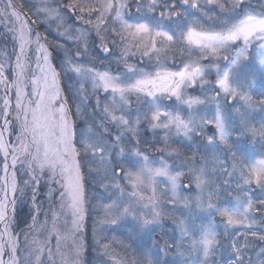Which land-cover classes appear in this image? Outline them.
Masks as SVG:
<instances>
[{
  "label": "snow or ice",
  "instance_id": "obj_1",
  "mask_svg": "<svg viewBox=\"0 0 264 264\" xmlns=\"http://www.w3.org/2000/svg\"><path fill=\"white\" fill-rule=\"evenodd\" d=\"M34 7V12L22 14L13 0H7L5 9H0V16L14 19L12 31L18 44L11 83L0 64V84L6 91L15 90L16 122L14 127L7 119L12 114L11 100L5 95L4 123L0 126V264H44L45 251L52 264L55 255L60 256V264H78L71 259V251L61 252V244L71 239L79 256L80 245L76 241L83 231L85 214L82 162L96 165L89 168V175L95 172L97 183L111 193L106 197L109 202L101 206V226L119 225L131 218L144 230L166 215L162 198H167L173 207L182 206L180 217L173 218L178 236L166 240L159 249L165 255L171 253L173 260L162 262L159 256L146 254L147 264H254L251 258L245 259V254L255 245L249 236L264 241V216L257 220L253 215L255 211L264 212V199H259L261 208L256 209L257 201L249 195L253 185L264 193V118L259 126L252 118L257 108L264 111V93L258 102L253 98L256 75L264 77V3L257 10L250 0H70L69 9L74 13L78 10L77 19L94 26L101 41H106L110 24L113 36L124 43L121 55L126 68L125 72L113 75L73 63L68 56L64 63L82 78L81 90L83 81L90 79L94 90L102 87L111 93V103L103 108V121H93L79 131L67 100L62 98L60 72L50 61L41 33L36 32L33 38L32 24L59 21L57 27L63 26L60 6L52 7L42 0L41 6ZM41 15L44 20L34 18ZM60 34L66 35L67 30ZM84 35L81 32L76 39ZM33 44L36 65L29 79L28 54ZM177 50L187 60L178 71H171L165 64L170 56L175 58ZM103 51L109 52L106 44ZM137 54L149 60L155 58V73L126 62L129 55ZM203 60L210 63L205 65ZM64 70L62 67L61 71ZM210 70L215 71L214 81L206 78ZM197 83L208 91L203 96L186 95L185 89ZM132 97L137 105L135 113L131 111ZM164 97L169 101L174 98L175 103L171 107L163 105ZM76 116H81L79 106ZM141 123L153 131L164 130L166 144L169 135L191 140L193 135L204 137L209 125L214 127V133L206 137L201 161L195 160V154L189 158L191 163L185 161L187 183L181 181L184 171H173L174 166L163 158L157 162L141 152L139 140L127 149L122 145L126 133L137 136ZM245 138L253 146L261 143L258 154L240 144ZM126 152L134 158L128 160L129 169L120 163L127 159ZM220 152H226L227 158L221 159L217 154ZM218 170L228 177L223 187L216 182ZM237 174L233 191L231 178ZM20 176H27L24 188L20 187ZM44 176L49 184L59 186L50 188L48 195L51 198L59 191V207L66 225L71 217L70 227L61 233L57 227L61 213L53 210L48 238L29 240L25 235L22 248L19 234L11 230L9 205L14 217L16 194L23 197L25 189L34 186L32 206L36 213L30 228L36 229L40 211L36 205L37 190ZM121 179L126 185L121 184ZM160 184L165 185L163 191H158ZM127 186L131 192L126 193ZM145 186L151 190L147 198L142 192ZM216 217L221 218L219 222ZM219 224L223 225L222 233ZM47 225L45 219L37 232ZM53 236L55 254L50 244ZM218 252L221 255L216 260ZM258 256V264H264V247Z\"/></svg>",
  "mask_w": 264,
  "mask_h": 264
},
{
  "label": "rangeland",
  "instance_id": "obj_2",
  "mask_svg": "<svg viewBox=\"0 0 264 264\" xmlns=\"http://www.w3.org/2000/svg\"><path fill=\"white\" fill-rule=\"evenodd\" d=\"M16 4L17 9L22 13L26 14L30 11L34 12L36 9L34 6H41L42 0H13ZM47 3L52 7L60 6L61 14L63 16V26L57 27L60 23L57 21L53 24H48L47 22L43 24H32L33 28V38L35 33H41V42L45 43L50 53V61L57 71L60 72L59 84L62 87V98H65L68 102L67 106L70 108L72 119L76 123L77 130L85 129L89 124L95 121L97 124L103 121L104 113L103 108L105 104L111 103V93L105 92L103 88L93 89L90 79L84 80V89L81 90V79L77 75L71 72L69 65L64 63L68 56L72 57L73 63L83 64L89 67H93L98 71H109L111 74L115 75L117 73H122L126 71L125 68V58L121 55L124 43L119 39V37H114L111 32V26L109 24L107 39L106 41H101L100 36L97 35L94 26L87 25L83 21L78 20L77 16L80 15L77 10L75 13L71 11L68 7L70 0H47ZM264 3V0H250L252 7L259 10L260 5ZM7 0H0V9H5ZM20 5H23L21 7ZM134 10V9H133ZM35 19L44 20L41 15L39 17H34ZM93 21L96 17L92 16ZM31 24V19H29ZM15 21L11 16H0V63L4 65V70L8 77L9 82L12 80V71L15 65L16 55L15 52L18 51V44L14 40V33L12 29L14 28ZM80 29L81 31H77ZM66 35H61L60 33L65 32ZM81 32L85 35L77 40L76 37L81 36ZM46 35V39L44 38ZM71 37V38H69ZM85 44L87 50H85ZM106 44L109 47V52L105 53L103 51V45ZM77 50H79V55H77ZM135 51V49H133ZM29 63L31 67L29 68L28 76L31 78L33 68L36 65V45L33 44L29 50ZM42 56V54H41ZM187 56H182L177 50L175 58L169 57L165 67L171 71H178L182 68L183 63L186 62ZM41 59V63H42ZM128 64H133L138 69H143L148 72L155 73L157 70V65L155 58L149 60L148 57H141L139 54L132 56L129 55L126 59ZM201 63L207 65L210 63L208 60H203ZM223 63V61H221ZM64 71H61V68ZM38 72V70H37ZM209 80H215V71L210 70V74L206 77ZM28 91H31L29 87ZM208 89H201L199 83L196 85H190L185 89L186 95L203 96ZM65 94H64V93ZM261 93H264V77L257 74L255 77V84L253 87V98L257 102L260 99ZM3 88L0 84V121L2 120V108H3ZM11 99H12V125L15 127V90L11 89ZM132 108L131 111L135 113L137 107L135 97H132ZM99 100V104L97 101ZM162 104L171 107L175 103L174 98L169 101L167 97L162 98ZM222 103L223 100H222ZM240 102H236L238 105ZM232 105L231 107H235ZM77 106L80 107L81 116L77 118L76 111ZM253 121L259 126L260 121L264 118V111L259 108L252 113ZM238 122V121H237ZM215 129L209 125L205 129V136L193 135L191 140L185 139L184 137H176L174 134L169 135L167 144L165 143L164 136L165 132L162 129H157L155 131L151 130L146 123H141L138 126L137 136L132 137L131 133L125 134V140L122 141V145L127 149L132 145L137 143L139 140V150L150 158L156 160L164 159L170 166L173 167V171H184L185 176L181 177L183 183H187L186 175L187 168L184 166L187 160L191 163V158L195 154V160L197 162L201 161V157L204 155V145L206 144V137L212 135ZM113 136L116 135V131L113 130ZM12 139L15 140V133H13ZM129 141L131 143L129 144ZM240 144L247 148L249 151L259 153L261 150V143L257 142L254 146L250 144L249 139L245 138L240 141ZM199 149V151H197ZM173 150H175L173 152ZM172 155H169V153ZM221 159H226V152L217 153ZM91 156V154H89ZM127 159L121 160V164L125 169H129L131 166L128 163L129 159H134L130 156V153L126 152ZM229 161V167H230ZM0 167H2V157H0ZM95 168V164H88L82 162V170L84 173V178L86 182L85 189V214L83 220V231L78 233L76 243L80 245V253L77 257L75 250L72 248V241L69 239L67 242H62L61 252L71 251V259L78 261V264H147L146 254H151L153 257L159 256L162 262H171L173 260V255L169 253L160 252L159 249L164 246V242L171 241L172 238L177 237L178 233L175 231V224L173 218H179L181 215L182 206L169 205L167 203V198H162V204L164 207V212L166 215L162 216L160 222L155 225H149L147 229L140 230L131 218L129 220L122 222L119 225H103L101 226L98 221L102 216V205L108 203L109 201L106 197H109L111 193L106 191L101 187L100 183H97L95 177V172L89 175V168ZM138 167V165H137ZM134 170V169H132ZM219 179L216 180L218 184L222 187L224 186V180L227 179V174L222 173L219 170L216 173ZM215 178V177H214ZM27 179V176H20V187L24 188L23 181ZM163 179V178H159ZM238 179V174L231 178V189L235 191V181ZM121 184L126 185V181L121 179ZM34 186H29L25 189V194L21 197L18 192L16 194L17 203L15 206L14 217L11 213L10 224L13 233L19 234L21 247H24L25 235L28 236L29 240L33 238H39L40 240H45L48 238V231L52 227V211L56 210L60 212V218L57 222V227L64 233L70 227L71 217H68L69 223L65 224V215L59 207V191H55L53 197H49V189H58L59 186L55 184H49L48 177L44 176L37 190L36 205L39 206V216L36 224V229H40L41 225L44 224L45 219L48 221L47 228L37 232L36 229L30 228L33 223L32 216L36 213V208L32 206V190ZM165 188L164 184L158 185V191H163ZM130 186L126 187V193L131 192ZM145 198L151 196L150 187L145 186L142 189ZM118 194V193H117ZM187 194V193H184ZM171 193H168L170 196ZM223 196H227L226 192H222ZM249 195L252 197L255 203V208L260 209L259 199H264V193L260 189L256 188L255 185L249 190ZM167 213H172V215H167ZM253 215L259 220L264 216V212L255 211ZM220 217H216L217 222L220 221ZM259 225H257L258 227ZM218 230L223 232V225H218ZM249 240H255V245L253 248L245 254V259L251 258L254 264H258L259 256L258 253L261 247H264V241H259L251 236L248 237ZM51 248L53 253L56 251V239L53 236L50 240ZM108 245L105 249L103 246ZM220 253L214 259H220ZM226 255V254H225ZM55 264H60V256L55 255ZM44 264H52L47 258V251L44 254Z\"/></svg>",
  "mask_w": 264,
  "mask_h": 264
},
{
  "label": "bare ground",
  "instance_id": "obj_3",
  "mask_svg": "<svg viewBox=\"0 0 264 264\" xmlns=\"http://www.w3.org/2000/svg\"><path fill=\"white\" fill-rule=\"evenodd\" d=\"M8 82H9V80H8ZM3 94H4V97H5V95H7L9 97V99L11 100V102H12V99H11V90L6 91L5 90V87H4L3 88ZM57 106H58V104H57ZM11 108H12V103H11ZM3 123H4V116L2 117V120L0 121V126H2ZM10 199H11V197H10ZM9 211L11 212V205H9Z\"/></svg>",
  "mask_w": 264,
  "mask_h": 264
},
{
  "label": "water",
  "instance_id": "obj_4",
  "mask_svg": "<svg viewBox=\"0 0 264 264\" xmlns=\"http://www.w3.org/2000/svg\"><path fill=\"white\" fill-rule=\"evenodd\" d=\"M4 74H5V77L7 78L5 71H4ZM1 85H2L3 88H4V85H3V84H1ZM11 118H12V114H11L9 117H7V119H9L10 121H11ZM10 171H11V169H10ZM11 213H12V211H11V212L9 211V214H10V215H11ZM10 215H9V217H10ZM5 259H6V257H5Z\"/></svg>",
  "mask_w": 264,
  "mask_h": 264
}]
</instances>
